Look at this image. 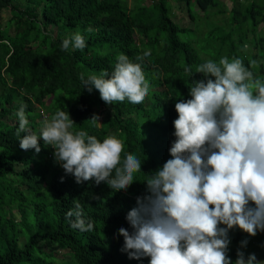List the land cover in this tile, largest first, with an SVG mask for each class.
<instances>
[{
    "label": "trees",
    "instance_id": "1",
    "mask_svg": "<svg viewBox=\"0 0 264 264\" xmlns=\"http://www.w3.org/2000/svg\"><path fill=\"white\" fill-rule=\"evenodd\" d=\"M230 1L229 8L221 0H0V264H68L57 257L61 248L75 264H149L148 257L129 259L121 251L118 229L131 231L127 212L145 193L144 181L171 158L175 103L190 98L189 87L203 78L196 67L238 56L245 66L256 60L251 70L264 79V0ZM174 5L183 6L192 26L173 20ZM6 8L10 16L3 22ZM76 32L86 47L63 50L62 41ZM146 50L151 55L137 61ZM121 53L142 64L151 85L141 104H105L80 80L81 73L110 75ZM21 103L37 134L44 115L63 110L75 121L74 131L101 141L117 135L124 141L122 158L131 152L142 161L136 181L127 192L105 182L78 184L42 139L38 154L22 150L15 116ZM93 115H102L99 126ZM76 204L93 231L71 228L67 213ZM229 236L233 262L244 239L245 253L264 261V232L253 237L237 227Z\"/></svg>",
    "mask_w": 264,
    "mask_h": 264
},
{
    "label": "clouds",
    "instance_id": "2",
    "mask_svg": "<svg viewBox=\"0 0 264 264\" xmlns=\"http://www.w3.org/2000/svg\"><path fill=\"white\" fill-rule=\"evenodd\" d=\"M70 47L83 50L85 37L76 32L65 38L62 49ZM150 55L146 50L136 59ZM256 64L251 60L245 66L238 56H223L196 67L203 78L189 87L190 98L175 103L171 158L144 181L145 193L127 212L131 231L118 229L124 238L121 251L129 259L148 257L149 264H264L256 253H245L247 239L240 241L234 262L228 254L230 230L238 227L253 237L264 232V79L251 70ZM185 72L191 74V67ZM80 80L89 93L99 91L108 105L125 99L141 104L151 87L142 64L123 53L110 75L103 71L85 78L81 73ZM25 109L21 103L15 113L17 136L23 133L22 150L38 154L42 139L65 175L74 176L78 184L105 182L115 192H127L136 181L142 161L131 152L122 158L124 141L117 135L101 141L86 131H74L75 121L63 110L44 115L37 134L29 127ZM90 120L99 126L98 115ZM67 216L71 228L94 230L79 204Z\"/></svg>",
    "mask_w": 264,
    "mask_h": 264
},
{
    "label": "rangeland",
    "instance_id": "3",
    "mask_svg": "<svg viewBox=\"0 0 264 264\" xmlns=\"http://www.w3.org/2000/svg\"><path fill=\"white\" fill-rule=\"evenodd\" d=\"M128 1H129V4L132 2V0H128ZM221 1H223L224 3H226L229 8L231 7V1L230 0H221ZM174 6H175L174 7L175 14L172 17L173 20L176 21V22H178V23H180L183 26H192V22H191V20H189L187 18L188 17L187 16V12H186L185 9H183V6L182 5H180L179 7L176 6V5H174ZM194 9H197V8L194 7ZM9 16H10L9 10L7 8L4 9L2 11V13H1V18H2L3 22H5L8 19ZM261 28H262V25L259 26V29H261ZM10 31H11V33H13L14 32V29L11 28ZM43 111H44V109H43ZM101 117H102V115L100 116V120H101ZM57 252H58L57 257L59 259L62 258L64 260H66L68 262V264H75L74 261H73L74 263L68 261V260L71 259V257H70V254L65 249H62V248L61 249H57Z\"/></svg>",
    "mask_w": 264,
    "mask_h": 264
}]
</instances>
